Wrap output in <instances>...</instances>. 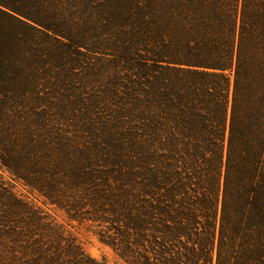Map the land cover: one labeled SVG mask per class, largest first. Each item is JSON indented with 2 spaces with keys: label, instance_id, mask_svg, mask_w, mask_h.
<instances>
[{
  "label": "trees",
  "instance_id": "1",
  "mask_svg": "<svg viewBox=\"0 0 264 264\" xmlns=\"http://www.w3.org/2000/svg\"><path fill=\"white\" fill-rule=\"evenodd\" d=\"M0 13L56 50L53 76L13 87L36 96L25 114L83 118L0 119L13 179L95 222L127 264H264V0H0ZM0 264L103 263L0 180Z\"/></svg>",
  "mask_w": 264,
  "mask_h": 264
},
{
  "label": "rangeland",
  "instance_id": "2",
  "mask_svg": "<svg viewBox=\"0 0 264 264\" xmlns=\"http://www.w3.org/2000/svg\"><path fill=\"white\" fill-rule=\"evenodd\" d=\"M56 5L59 6V4ZM70 5L71 1L67 3L66 7L69 8ZM17 6H23V3L18 2ZM28 36L29 34L26 33L23 25L0 13V42L4 44L0 50V77H3L2 83H0L1 121H6L5 119H40L41 122L42 120L46 121L45 119H54L65 122L67 119H70L69 121L75 119L69 114L66 115L67 119H58V109L53 105L44 117L34 116L26 109L28 115L23 111L24 106L30 105L36 96L31 92H27L25 96H20L21 92L18 88L24 85L33 86V79L38 81L37 77H43L44 69L50 68L52 76L57 72V68H54L57 60L55 48L46 49L44 43L30 48ZM16 73L18 75V78L15 76L17 82L11 81L9 76ZM3 74L8 75L4 76ZM16 86L21 87L13 88ZM5 89L12 90L6 92ZM81 119L83 118L76 117L75 120ZM0 180L15 195L33 203L44 211L57 229L63 235L73 238L89 257L101 261L103 264H127L110 245L98 238L96 231L99 227L95 222L70 217L63 209L49 204L38 193L29 191L20 181L13 179L6 168L1 165Z\"/></svg>",
  "mask_w": 264,
  "mask_h": 264
}]
</instances>
